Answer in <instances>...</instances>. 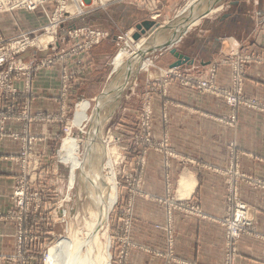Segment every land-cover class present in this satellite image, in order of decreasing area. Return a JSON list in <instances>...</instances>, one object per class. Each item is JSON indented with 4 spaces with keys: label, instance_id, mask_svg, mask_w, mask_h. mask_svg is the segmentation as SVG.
<instances>
[{
    "label": "rangeland",
    "instance_id": "rangeland-1",
    "mask_svg": "<svg viewBox=\"0 0 264 264\" xmlns=\"http://www.w3.org/2000/svg\"><path fill=\"white\" fill-rule=\"evenodd\" d=\"M121 1L113 2L106 8ZM190 1L182 4L180 12L172 14L169 18L163 17L161 4L143 3L142 6L151 12L148 14L150 18L146 21L154 22L152 28L142 34L139 39H135V34L141 33L138 28L131 26L128 30L119 32L121 30L116 27L115 41L113 36L102 27L114 24L116 21L109 20L107 24L103 21V14V17L98 20L92 18L93 22L87 18L90 12L106 8H96L81 16L69 14L56 18L59 4L49 1L40 4L35 10L16 8L0 12L6 14L16 12L15 14H17L14 18H6L5 26L2 24L5 27L2 29L5 30V34L0 33V40L17 43L16 46L21 51L16 56L14 55V58L22 59L25 65V70L21 72L10 73V66L7 65L0 70V73H8L6 80H0L2 84V88H0V139L10 135L13 139L22 141L19 154L15 156L16 158L14 157L18 163L19 173L16 178L15 190L11 196L10 208L5 215L15 224V251L1 258V262L5 264H46L48 250L66 234V225L70 218L75 215L77 210L84 207L86 201L84 193L93 189V182L98 181L99 186L103 183L104 175L108 173L106 164L110 159L114 163L119 196L110 213L108 235L112 244V257L118 242L122 245L120 252L125 256V249L129 244L126 243V239H122V232L125 233L127 230V221H125V225H121L119 219L128 215L135 197H149V194L144 190V174L148 166L149 153H160L163 156L166 170H170L171 161L174 158L180 160L183 167L185 166V159L176 154L170 145L168 132L165 131L166 127L161 137L156 136L154 131L155 103L160 98L165 108L169 103L168 94L171 85L177 84L223 99L233 109L244 107L264 114V100L250 96L245 91L248 65L255 60H264L262 56L255 54L242 56L240 47L229 49L223 52L222 58L212 65L205 74L206 76L182 71L178 69V66H173L175 63L171 68L163 66L170 60L171 48H176L175 43L167 42L164 46H156L157 44L154 42H166L170 36L168 34L169 27L174 29L176 23L184 18L183 15L201 2V0H196L194 5L188 8L186 6ZM97 3L98 0L93 6H96ZM93 6L92 8H94ZM179 15L182 18H177ZM57 19L58 21H56ZM83 20L85 22H81ZM53 26L55 29L51 33L53 36L51 41L46 46L36 44L39 37L51 32ZM97 38L98 42H96ZM142 40L145 42L140 49L136 50L137 43ZM232 40V36H222L221 38L222 43L227 42V45ZM104 43L109 47H102L103 53H106L108 57L107 63L104 64L106 67L105 72L103 71V81L99 84H91L84 89L85 82H82L81 79L90 68V62L88 59L86 62V57L94 54V49ZM25 45L26 49H21ZM124 48L128 51L136 50V54L130 60H125L124 67L121 66L114 70V59ZM42 49L49 51V63L46 61L42 64L39 60L40 62L37 61L33 67H29L30 58L27 57L26 60L24 58L26 54L31 50L39 52ZM34 57L36 58V56ZM59 61L62 63L60 83L62 102L68 98L70 100L74 92L81 88L84 89L82 92L84 97L71 101L70 105L67 100L66 102L71 108L70 113L65 116L45 113L32 115L30 112L32 79L28 78L26 73L29 76L36 75L40 68L47 65L52 66ZM73 62L80 63L75 67ZM146 62H148L147 67L142 68V64ZM223 63L231 66V86L229 88L222 87L217 83L219 64ZM79 65L80 67H78ZM153 69L159 71L160 78L157 80L149 77V72ZM90 95L95 96L91 98ZM82 100H87L90 103L87 109L89 117L82 123L73 125L78 103ZM167 117V112L164 110L162 113L163 124L167 122ZM55 120L63 123V128L59 137L49 142L48 146L43 147L39 137L28 133V128L35 121L52 122ZM10 121L21 122L22 133L8 131L6 124ZM235 121L236 115L232 114L229 122L234 124ZM70 136L79 141L80 157L87 164L85 171H78L79 181L72 189H69L68 186L70 166L61 162L59 158L62 144ZM96 149L98 152L95 151ZM239 149L231 144L230 165L227 171L236 174L240 172L242 175L241 160L246 152ZM87 170L90 171L87 172ZM96 170L98 172L94 174L93 172ZM86 174L92 175L91 179H88L92 180L91 183L86 180ZM169 184L170 181L167 179L168 188ZM226 184L228 206L227 215L222 221L225 228V264H239V258L236 259V257L239 255L240 240L249 235L258 236L264 240V234L258 233L254 212L242 199V186L236 185L232 181ZM122 188L128 190V198L126 199V209L121 212L117 205ZM69 192L72 193L71 196ZM155 199L154 201L166 206L169 216L175 209L189 210L185 206L184 200H176L175 196L170 193ZM239 203L246 204L249 209V218L253 219V222L244 225L236 235L232 224L238 223L235 220L237 213L235 209ZM196 208L194 213L201 215V210ZM65 209L68 211L66 216L63 215ZM115 213H119L118 222L115 219ZM232 232L235 236L232 235ZM169 242L171 244L173 240H169ZM166 264H172V260Z\"/></svg>",
    "mask_w": 264,
    "mask_h": 264
},
{
    "label": "crops",
    "instance_id": "crops-1",
    "mask_svg": "<svg viewBox=\"0 0 264 264\" xmlns=\"http://www.w3.org/2000/svg\"><path fill=\"white\" fill-rule=\"evenodd\" d=\"M187 1L122 0L106 9L90 12L87 18L98 20L104 16L103 21L107 24L109 20L116 21L102 27L115 41L116 27L121 30L119 32L131 26L138 28L150 18L148 14L151 12L142 6L143 3L161 4L163 17L169 18L180 12L182 4ZM15 13H0V33L5 34V30H2L5 29L4 21L14 18ZM183 16L174 29L169 27L170 36L166 42H154L156 46L175 43L176 50L187 57L178 69L206 76L212 65L222 58L224 51L239 47L242 56L255 54L264 57V0H201ZM222 36H232L233 42L223 44ZM103 46L109 47L105 43L100 44L94 49V54L86 57L90 68L81 79L85 82L84 89L103 81L104 64L108 60ZM48 52L44 49L39 52L31 50L24 58L27 60L29 57L28 66L33 67L39 60L42 64L48 61ZM177 61L178 58L171 53L170 60L163 66L171 68ZM61 64L59 61L52 66L42 67L36 75L26 73L32 79V115L45 113L65 116L70 113L69 105L73 100L84 97V89L81 88L74 92L70 100L67 99L69 105L67 100L62 102ZM219 65L217 83L229 88L231 66L224 63ZM149 75L154 80L160 78L157 69H153ZM245 91L264 100V60H255L248 65ZM93 96L90 95L91 98ZM168 101L165 108L160 98L155 103L154 131L156 136L161 137L166 127L170 145L176 154L185 159V166L174 158L170 170H166L163 156L156 152L149 153L144 174V190L149 197H135L128 215L119 219L121 225L127 221L126 234L122 232V239H126L129 245L124 256L120 252L122 245L116 243L113 264H166L169 260H172V264H225V228L222 221L227 215V182L242 186V199L254 212L258 233L264 234V114L244 107L233 109L223 99L177 84L171 85ZM164 110L168 117L163 124ZM232 114L236 115L234 124L229 122ZM62 128L63 123L58 120L35 121L28 128V133L39 137L41 145L45 147L59 137ZM6 129L22 133L23 125L19 121H10ZM231 144L246 152L241 160L242 175L227 171ZM21 145V139L15 140L10 135L0 139V259L15 251V224L5 215L10 208L19 173L15 156H18ZM167 179L170 181L169 188ZM167 192L174 195L176 200H184L189 210L175 209L169 216L166 206L154 201L157 197L168 195ZM127 198L128 190L122 188L117 205L121 212L126 209ZM196 207L201 210V215L194 213ZM118 215L115 213L117 222ZM169 240H173V243L170 244ZM238 258L239 264H264V240L255 235L243 237L239 242ZM2 263L5 264L0 261Z\"/></svg>",
    "mask_w": 264,
    "mask_h": 264
},
{
    "label": "bare ground",
    "instance_id": "bare-ground-1",
    "mask_svg": "<svg viewBox=\"0 0 264 264\" xmlns=\"http://www.w3.org/2000/svg\"><path fill=\"white\" fill-rule=\"evenodd\" d=\"M195 1L196 0H191L186 7L189 8L193 6ZM74 9H78L76 5H74ZM56 21H58V19ZM54 29L55 26H53L50 33L48 32L47 34L39 37L36 44L46 46L53 37L51 33ZM144 42L145 40L138 42L136 50L140 49ZM136 50L128 51V49H122L114 59V70L123 66L126 59L130 60L134 57ZM147 65L148 62L142 64V68L147 67ZM89 105L90 103L87 100H82L78 103L76 118L73 121V125H78L89 117L87 114ZM98 145L100 144L98 143ZM95 151H97V149ZM80 153L79 141L75 137L71 136L64 140L59 151L60 161L69 164L71 169L68 185L69 189L74 188L77 181H79L78 171H85L87 165L84 159L82 160L80 157ZM112 161L113 160L110 159L106 164L108 173L107 175H104L103 183L99 186L98 181L93 182V189L84 193L86 196L84 207L79 211L77 210L75 215L70 218L68 225H66V234L63 235L59 241L56 242V244L50 247L46 255V264H112V244L108 235V227L110 213L118 200L117 176L114 169V163ZM89 171L87 170V172ZM97 172L98 170L93 173L96 174ZM91 174L89 176L86 174V180L89 181V183L92 181L88 180L91 179ZM71 194L72 193H70V196ZM67 214L68 211L65 209L63 211V215L66 216Z\"/></svg>",
    "mask_w": 264,
    "mask_h": 264
},
{
    "label": "built area",
    "instance_id": "built-area-1",
    "mask_svg": "<svg viewBox=\"0 0 264 264\" xmlns=\"http://www.w3.org/2000/svg\"><path fill=\"white\" fill-rule=\"evenodd\" d=\"M49 1H55L59 4V8L56 12V17H62L63 15L69 14L73 16H81L96 8H106V6L118 0H98L96 6H93L96 0H0V12L10 11L16 8H27L29 10H35L40 4L48 3ZM74 5H76L78 9H74ZM88 5L89 7H87ZM92 6L94 8H92ZM98 41L99 39L97 38L96 42ZM16 45L17 43H9L4 42V40H0V70L6 65L10 66V73H13L14 71L21 72L25 70V65L22 59L16 60L14 58V55L16 56L17 53L21 51L20 48H18ZM26 47L27 46L25 45V47L23 46L21 49H26ZM7 75L8 73H0V80H6ZM0 88H2L1 82ZM236 208L237 209L235 210L237 211V213L235 216V220L239 224L233 223L232 226L235 228L233 231L237 235L239 230L244 225L252 223L253 219L249 218V209L248 207H246V204L239 203ZM235 234L232 232L233 236H235Z\"/></svg>",
    "mask_w": 264,
    "mask_h": 264
},
{
    "label": "water",
    "instance_id": "water-1",
    "mask_svg": "<svg viewBox=\"0 0 264 264\" xmlns=\"http://www.w3.org/2000/svg\"><path fill=\"white\" fill-rule=\"evenodd\" d=\"M153 25H154V22H150V21H145L142 24H140L138 26V29L141 31V33L135 34L134 38L139 39L142 36V34H145L147 30H150V28H152ZM171 53L174 54L178 58V61L173 65L174 67L180 66L184 58L187 59V57H184L183 54H180L176 50V48H171Z\"/></svg>",
    "mask_w": 264,
    "mask_h": 264
}]
</instances>
